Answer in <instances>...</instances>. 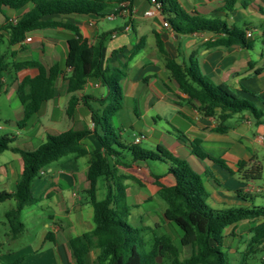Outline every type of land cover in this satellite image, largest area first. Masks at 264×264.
I'll return each mask as SVG.
<instances>
[{"label":"crops","instance_id":"crops-1","mask_svg":"<svg viewBox=\"0 0 264 264\" xmlns=\"http://www.w3.org/2000/svg\"><path fill=\"white\" fill-rule=\"evenodd\" d=\"M117 1L120 0L110 3L103 13L105 16L72 14L56 16L53 19L77 26L83 37L93 45L98 43L100 36L106 35L102 49L103 67H118L127 62V75L122 81L124 103L127 99L133 101L132 112L137 119L141 113L146 114L156 108L157 120L162 121L164 117L161 113H165L163 108L176 107L177 117L187 121L190 130L186 133L177 127H173L172 130L163 129L156 148L162 145L175 156L186 159L191 164L204 180L210 194L208 203L213 209L264 206V197L260 199L264 192H258V189L264 188V183H259L264 173V116L260 123H256L248 112L235 114L225 123L229 127L227 133L215 132L214 129L219 126L217 117H206L187 103V96L170 78L166 70L165 57L160 53L157 44L160 40L166 55L178 63L190 64L193 59L196 60L202 74L211 83L227 85L238 97L252 101L256 108L264 112V0H251L246 8L238 2L233 12L224 10L227 0H180L181 7L190 15L220 19L226 21L229 26L238 28L243 25L246 34L248 32L253 34L251 39L258 35V30L261 31L263 41L258 49L255 44L251 49L239 45L210 48L207 41L215 38L213 33L176 35L171 29L164 27L163 15L147 17L145 12L149 9L148 0H129L122 3ZM31 7L30 4L20 11L4 7L3 13L0 14V27L4 24L5 17L15 21ZM111 14H116V17L111 20L105 18ZM118 18L123 21L121 26L105 31L100 25L101 21H116ZM75 36L73 31L65 28L45 29L34 31L28 34L23 42L10 46L8 33L0 29V39L8 43V49L3 54L10 64L35 61L47 67L55 63L63 65L68 54V41ZM29 38L31 40L27 41ZM141 40H145V47L132 59L127 60L133 47ZM38 73V69L30 68L21 71L11 69L4 74L0 97L6 95L8 99H12L13 95H16L20 102L14 113L15 122L10 121L11 123L17 125L24 118V107L17 92L19 85L23 81L35 78ZM64 76L57 82L54 98L43 105L41 111L27 123L26 127L22 129L18 127L25 130L24 134L18 131L16 135H9L13 148L34 151L46 142L49 135L57 136L74 130L72 126L93 129L91 110L101 111L105 108L107 101L104 99L108 90L99 82L91 81L87 87H94L99 91L89 93L85 89L83 92L75 93L79 101L75 113L69 116L67 111L72 94L68 93V81L65 79L69 76V71H66ZM31 92L32 87L28 83L25 93ZM0 110L2 111L3 107H0ZM123 110L124 104L117 116L121 115ZM31 121L33 122L30 123ZM148 121L157 124L153 118ZM63 123L68 128L72 126L66 131H61ZM3 129L0 127V130ZM88 141L92 142L91 146ZM84 143L90 151L98 147L93 135ZM35 144H39L38 147L28 149L33 148ZM191 145L200 148L214 159L222 160L225 167L209 158L202 159L194 155ZM82 158L87 159V166L84 168L79 166V160ZM241 163L246 165L240 166ZM254 165L263 167L258 180L254 179L256 174L252 173ZM150 167L145 162H137L129 169L119 168L117 171L119 175H132L140 181L124 182L127 186V201L130 199L133 202L131 206L135 208L139 201L146 202L152 199L165 203L157 187L152 183ZM22 169L23 162L18 153L8 150L0 155V193L15 192ZM88 170V156L77 158L70 155L52 164L41 174L39 178L49 183V188H43L44 194L40 201L27 206L20 218L25 226L23 231L25 232L24 212L30 207H38L45 198V203L54 208L48 215L50 223L47 218H40L41 228L35 237L36 241L15 256L10 248L6 252L7 256L0 255V264H13L12 256L20 257L21 261L31 260V264H74L70 240L94 228V209L84 193L89 188ZM144 176L146 180L142 179ZM9 210H6L4 215ZM133 216L131 212L129 219L133 220ZM261 221V219L255 222L243 221L227 228L225 233L228 237L236 233L247 234L250 240V228L254 223L258 224ZM20 236L13 241H17ZM247 248L248 244L244 250Z\"/></svg>","mask_w":264,"mask_h":264},{"label":"trees","instance_id":"trees-1","mask_svg":"<svg viewBox=\"0 0 264 264\" xmlns=\"http://www.w3.org/2000/svg\"><path fill=\"white\" fill-rule=\"evenodd\" d=\"M120 0L117 3L127 2ZM251 0H227L224 10L233 12L239 2L243 8ZM114 0H0V14L7 7L20 11L28 5L17 20L5 17L1 30L8 33V43L13 46L24 41L25 37L39 30L65 28L75 33L68 41V54L65 63H55L47 67L35 61L10 64L7 57L0 53V88L4 74L11 69L21 71L38 69L35 78L23 81L18 87V96L24 107V118L17 123L20 129L37 115L43 105L55 96L57 82L69 71L68 93L72 94L68 115L73 116L79 99L75 93L83 92L91 81H97L108 90L104 101L107 105L101 111L91 110L93 129L84 127L69 130L60 135H49L44 144L34 151L13 148L9 135L0 137V155L8 150L18 153L23 162L16 190L13 193H0V202L14 199L16 206L5 216L10 226V236L17 239L24 231L21 213L27 207L40 201L32 193V185L52 164L74 155L77 158L89 157L87 180L89 188L84 192L94 209L93 230L70 240L74 264H159L157 257H163L170 264H233L230 247L227 245L225 231L243 221H262L250 228V240L247 250L241 254L238 264H253L259 253L264 252V206L252 208L213 209L209 203L210 194L202 176L183 158L172 154L166 147L159 145L156 151L144 150L140 144L124 143L121 135L113 127L114 118L122 110L124 93L122 81L127 75V62L118 67H103L102 49L106 35L100 36L93 45L83 37L79 28L71 23L54 20L56 16L97 15L103 13ZM162 15L176 35H190L198 32H210L213 39L207 41L208 47H232L239 45L251 49L253 39L247 37L246 28L229 26L220 19L190 15L180 4V0H161ZM160 53L165 57L166 70L179 90L187 96V103L206 117H217V133H227L225 123L235 114L248 112L260 123L264 112L260 111L248 99L238 97L227 85L213 84L205 77L196 60L182 64L169 58L158 40ZM145 40L136 44L127 60L132 59L145 47ZM65 77V76H64ZM32 87L30 94L25 93L27 84ZM86 99L88 97H85ZM93 135L98 147L89 150L84 141ZM192 153L199 158H209L225 167L222 160L214 159L200 148L191 145ZM161 162L168 164L164 174L150 172L152 183L157 187L160 197L166 203L164 218L175 223L182 231L180 244L191 248V254L180 258V248L168 235H155L149 242L146 234L149 227L132 226L128 220L132 208L127 202L126 180L140 182L130 175H119L118 169H129L134 163ZM241 163L240 166H245ZM263 167L254 165L252 173L258 180ZM105 179L107 194L105 199H97V184ZM245 179V177H244ZM249 179V178H248ZM96 252L92 260L90 255Z\"/></svg>","mask_w":264,"mask_h":264},{"label":"rangeland","instance_id":"rangeland-1","mask_svg":"<svg viewBox=\"0 0 264 264\" xmlns=\"http://www.w3.org/2000/svg\"><path fill=\"white\" fill-rule=\"evenodd\" d=\"M122 24L123 21L120 18L116 19V21L104 20L100 22V25L104 28L105 31L115 28L116 26H121ZM239 27L244 28L243 25H240ZM261 33L262 32L258 30V35L253 39L257 49L261 47L263 41ZM7 49L8 43L6 41L2 42V39H0V53L3 54L5 51H7ZM86 90L89 93H95L99 91L94 87H87ZM132 105L133 101L127 99L124 103L123 112H121V115H118L114 119L113 123L115 132L121 135L122 138L120 141L124 143H132L133 141H135L137 136L142 139V143H140L141 148L145 150L156 151V143L161 140L163 129L172 130L173 127H177L178 129L186 133H188V131L190 130L189 123L177 117L176 107L173 108L170 106L167 108H163V111H165V113H161V115L164 118L162 119V121H158L156 116L157 114L155 112L157 111L156 108L155 110L146 114L141 113L139 115V119H137L135 114L132 112ZM19 106L20 102L16 95H13L12 99H8L6 95H2L0 97V107H3V110H0V127H2V129L4 128L3 130H0V137L4 135H16L18 131L24 134L25 130H20L15 123L10 122H15L14 113ZM151 118L156 120L157 124L150 123L148 119ZM32 122L33 121H31L30 123ZM64 125V123L63 125H61V131H66L72 126L70 125L68 128ZM72 129L77 130L80 128L77 126H72ZM88 144L91 146L92 142L88 141ZM38 145L39 144H35L33 148L29 147L28 149H35L36 147H38ZM79 166L81 168L86 167L87 159H80ZM150 166V168L155 173L164 174L169 165L161 162H150ZM142 179L146 180L145 176ZM259 183H264V173L263 179ZM43 188H49V183L44 182L43 179L40 178L36 179L32 185V191L36 198L40 199L41 197H43ZM106 194L107 188L105 179L100 178L97 184V199L99 201L105 199ZM263 197L264 195L260 196V199ZM43 201L38 207H30L24 212L23 219L26 225V230L17 241H13L12 237L10 236V226L8 224L6 216L4 215L6 210H9L11 207H15V201L0 202V255L2 254L7 256L6 252L11 248V250L14 251L15 256L18 253L25 251L31 243H34L36 241L35 237L39 229L41 228L40 218L45 217L50 223L48 215L54 210L53 207H50L45 203V198L43 199ZM128 201L130 203L128 204L132 205L131 203L133 202L130 199ZM164 204L159 200L153 201L152 199L146 202L139 201V204H137V208H132L131 210L132 214H134L133 220L131 218L128 220V222L135 227H149L150 230L146 234V240L148 242L155 235L170 236L174 244L180 248V258L185 259L191 254V248L181 246L180 240L182 237V231L175 223H170L165 220L164 211L166 205L164 206ZM248 242L249 238L247 234L239 235L238 233H236L234 236H230L227 238V245L230 247L233 264H238V261L241 258V254L246 251L244 250V248L245 246H247ZM14 256H12L11 258L13 260V264H31V260L21 261L20 257ZM90 258L94 260L96 258V252H92ZM160 260L161 262L159 264H170L169 261L163 257H160ZM253 264H264V253H259L254 259Z\"/></svg>","mask_w":264,"mask_h":264},{"label":"built area","instance_id":"built-area-1","mask_svg":"<svg viewBox=\"0 0 264 264\" xmlns=\"http://www.w3.org/2000/svg\"><path fill=\"white\" fill-rule=\"evenodd\" d=\"M149 2V9L145 12V15L147 17H154L157 15H162V6H161V0H148ZM116 17V14H111L109 16H106V19H114ZM165 28L170 29V25L167 21H164L163 23ZM253 36V34L251 32L247 33V37L251 38ZM31 39H27V41H30ZM135 144H140L141 143V138L140 137H136ZM258 192H264V188H260L258 189Z\"/></svg>","mask_w":264,"mask_h":264},{"label":"water","instance_id":"water-1","mask_svg":"<svg viewBox=\"0 0 264 264\" xmlns=\"http://www.w3.org/2000/svg\"><path fill=\"white\" fill-rule=\"evenodd\" d=\"M157 262L160 263L161 260H160V256L157 257Z\"/></svg>","mask_w":264,"mask_h":264}]
</instances>
